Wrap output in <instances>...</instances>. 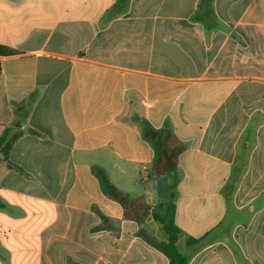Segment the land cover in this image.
Masks as SVG:
<instances>
[{
  "label": "crops",
  "instance_id": "0c3cea01",
  "mask_svg": "<svg viewBox=\"0 0 264 264\" xmlns=\"http://www.w3.org/2000/svg\"><path fill=\"white\" fill-rule=\"evenodd\" d=\"M198 3L0 0V135L33 97L0 163V264H168L140 232L170 204L188 264H264V0H213L210 30ZM161 131L183 151L156 178Z\"/></svg>",
  "mask_w": 264,
  "mask_h": 264
},
{
  "label": "trees",
  "instance_id": "16d2710c",
  "mask_svg": "<svg viewBox=\"0 0 264 264\" xmlns=\"http://www.w3.org/2000/svg\"><path fill=\"white\" fill-rule=\"evenodd\" d=\"M125 1V0H121ZM213 0H199L197 9L192 15L191 19L201 22L205 30H210L218 24V21L213 12ZM118 7L115 5L112 9L114 13ZM13 50L0 46V56L12 55ZM33 97L13 104V119L11 123L4 128L0 135V163H6L9 168L14 166L8 160V154L15 143V141L23 134L21 124L26 118L29 107ZM157 139L163 143L166 150V157L159 151L157 146L156 158L153 162L154 177L159 178L166 174L175 173L178 162V157L183 151L181 142L171 133L166 131L157 132ZM95 175L98 177L104 194L111 200L118 202L122 209L124 218L135 223H142L148 213V206L141 197L128 198L122 194L104 175L103 171L99 168L93 169ZM172 196V195H171ZM174 208L170 204L169 212L165 216L155 215L154 219L159 222L167 234L168 239L166 242L159 241L146 231L141 230L140 234L143 239L155 248L160 254L167 258L168 264H188L189 258L178 252L176 248L179 229L174 222ZM198 243L195 238H188L186 240V247H192Z\"/></svg>",
  "mask_w": 264,
  "mask_h": 264
},
{
  "label": "rangeland",
  "instance_id": "374dc122",
  "mask_svg": "<svg viewBox=\"0 0 264 264\" xmlns=\"http://www.w3.org/2000/svg\"><path fill=\"white\" fill-rule=\"evenodd\" d=\"M153 233L155 235V238L159 240V238L163 237L166 235L164 230L162 229L161 225L159 223H154V230ZM179 249H180V244H179ZM182 249V247H181Z\"/></svg>",
  "mask_w": 264,
  "mask_h": 264
},
{
  "label": "built area",
  "instance_id": "2783aa9c",
  "mask_svg": "<svg viewBox=\"0 0 264 264\" xmlns=\"http://www.w3.org/2000/svg\"><path fill=\"white\" fill-rule=\"evenodd\" d=\"M146 167H145V165L143 166V169H145Z\"/></svg>",
  "mask_w": 264,
  "mask_h": 264
}]
</instances>
